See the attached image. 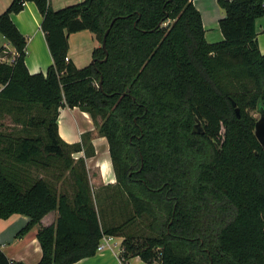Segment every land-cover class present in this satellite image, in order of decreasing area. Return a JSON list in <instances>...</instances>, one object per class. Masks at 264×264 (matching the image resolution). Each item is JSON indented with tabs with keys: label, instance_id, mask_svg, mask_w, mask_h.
<instances>
[{
	"label": "trees",
	"instance_id": "1",
	"mask_svg": "<svg viewBox=\"0 0 264 264\" xmlns=\"http://www.w3.org/2000/svg\"><path fill=\"white\" fill-rule=\"evenodd\" d=\"M26 2L41 15L52 56L45 72L28 71L26 38L10 16ZM218 5L216 42L192 0H82L57 10L49 0H11L0 13V35L15 50L0 47L12 59L0 60V219L26 215L22 236L58 212L37 231V264L94 256L103 235L122 237L124 260L264 264V145L254 133L264 110L255 32L264 0ZM81 30L100 46L78 68L65 58ZM64 106L87 112L105 137L114 184L92 190L84 157L74 158L95 155L91 135L60 137ZM11 263L0 248V264Z\"/></svg>",
	"mask_w": 264,
	"mask_h": 264
},
{
	"label": "crops",
	"instance_id": "2",
	"mask_svg": "<svg viewBox=\"0 0 264 264\" xmlns=\"http://www.w3.org/2000/svg\"><path fill=\"white\" fill-rule=\"evenodd\" d=\"M80 1L82 0H49V3L53 9L57 10ZM10 2L11 0H0V13L8 7ZM192 2L201 13L206 40L208 42L222 40L223 35L218 26V21L223 17L224 11H220L218 0H192ZM10 16L20 33L26 38L25 64L28 71L30 73L45 72L52 64V56L44 32L40 27L41 15L36 5L33 2H26L21 11L11 13ZM255 32L258 48L261 53H264V16L255 20ZM68 43L67 57L78 68L88 65L92 60L93 49L100 46L95 35L88 30L71 33L68 37ZM0 47H4V51L11 53L12 56L15 54L14 48L2 35H0ZM6 60L9 61L8 58ZM94 127L90 115L78 107L64 106L59 111L58 132L60 137L68 143L81 142L82 134L94 131ZM91 142L95 149L94 156L85 157L82 151L75 153L74 158L84 157L90 185L92 190H95L102 185L114 184L115 175L105 137L100 136L95 131L92 133ZM101 151L106 152V154L100 156L99 152ZM57 217L58 212L56 210L50 211L42 217L40 225L53 224ZM28 220L29 218L22 214H12L6 219H0V248L12 261L11 264H37L41 258V247L36 236L40 225H35L26 234L17 236L18 231ZM116 238H118V242H114L115 246L96 252L94 256L82 258L75 264H158L157 262H144L139 256H134L126 259L124 263H120L119 245L122 237L116 236Z\"/></svg>",
	"mask_w": 264,
	"mask_h": 264
},
{
	"label": "water",
	"instance_id": "3",
	"mask_svg": "<svg viewBox=\"0 0 264 264\" xmlns=\"http://www.w3.org/2000/svg\"><path fill=\"white\" fill-rule=\"evenodd\" d=\"M107 34H108V30L105 32L103 39H102V42H101V47L105 52H106ZM106 54H107V52H106ZM105 59L106 58H104V60ZM91 62L93 63L94 60L92 59ZM101 84H102V81L100 80V82H99L100 88H101ZM235 111L237 114H239L238 108H236ZM258 114H259V117H258L257 121L255 122L254 133H255L256 138L260 142V144L264 145V110L260 109ZM192 131L194 133H202V131H203L202 125L197 119H195V122H194L193 127H192Z\"/></svg>",
	"mask_w": 264,
	"mask_h": 264
},
{
	"label": "built area",
	"instance_id": "4",
	"mask_svg": "<svg viewBox=\"0 0 264 264\" xmlns=\"http://www.w3.org/2000/svg\"><path fill=\"white\" fill-rule=\"evenodd\" d=\"M2 60V58H0ZM66 61L68 60V57L65 58ZM3 61V60H2ZM12 61V59H9V62ZM1 88V86H0ZM114 236L112 235H103V237L100 240V243L97 246V252L104 250L105 248H111V246H115L114 243H111L113 240ZM122 246L121 244L119 245V262L124 263L126 260H124L123 257H120L121 251H122Z\"/></svg>",
	"mask_w": 264,
	"mask_h": 264
},
{
	"label": "rangeland",
	"instance_id": "5",
	"mask_svg": "<svg viewBox=\"0 0 264 264\" xmlns=\"http://www.w3.org/2000/svg\"><path fill=\"white\" fill-rule=\"evenodd\" d=\"M219 9H220V8H219ZM220 11L223 12V9L221 8ZM262 16H264V14H263ZM262 16H260V17H262ZM0 60H1V59H0ZM2 60L5 61V60H6V57H2ZM75 115L77 116V113H76ZM255 115H256V114H255ZM256 117H259V114H258V113H257ZM3 123H4V125L7 126V127L12 126V122H11V120H10L9 117H7V118L4 120ZM93 125H94V123H93ZM94 128H95V130L90 132V135H91V136H92V133L95 132V131L98 133L97 127H94ZM103 154H106V152H104V151L99 152V155H100V156H102ZM35 174L37 175V172H35ZM40 175L45 176V174H44L43 172H41ZM58 185H60V184L58 183ZM100 211H102V208H101ZM115 241L118 242V238H116V236L113 238V241H111V243H112V242L114 243Z\"/></svg>",
	"mask_w": 264,
	"mask_h": 264
}]
</instances>
